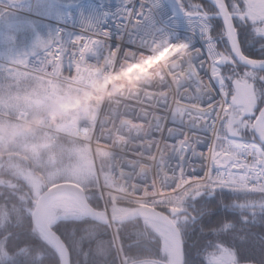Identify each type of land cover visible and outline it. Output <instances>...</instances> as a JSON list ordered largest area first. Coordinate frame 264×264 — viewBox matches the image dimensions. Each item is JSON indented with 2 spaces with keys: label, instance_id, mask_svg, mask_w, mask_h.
Masks as SVG:
<instances>
[{
  "label": "built area",
  "instance_id": "2783aa9c",
  "mask_svg": "<svg viewBox=\"0 0 264 264\" xmlns=\"http://www.w3.org/2000/svg\"><path fill=\"white\" fill-rule=\"evenodd\" d=\"M52 23L51 46L0 66L45 78L51 94L88 93L76 123L40 125L51 141L87 142L110 160L120 187L102 185L104 193L144 209H173L194 189L220 190L230 179L264 191V153L230 140L217 150L233 103L210 23L177 16L165 0H83ZM15 121L30 124L26 114Z\"/></svg>",
  "mask_w": 264,
  "mask_h": 264
},
{
  "label": "trees",
  "instance_id": "16d2710c",
  "mask_svg": "<svg viewBox=\"0 0 264 264\" xmlns=\"http://www.w3.org/2000/svg\"><path fill=\"white\" fill-rule=\"evenodd\" d=\"M233 1L225 0L231 14ZM167 2L183 14L192 12L207 19L215 37L226 34L215 5L205 0ZM243 31L240 43L245 56L264 60V48L258 47L262 40ZM221 50L225 58L232 57L227 40H223ZM235 64L226 65L224 73L230 84L238 79L252 88L256 113L239 123L245 125L244 138L253 139L251 121L264 109V72ZM27 84L33 87V82ZM5 90L8 93V88ZM19 90L12 87L16 96ZM41 90L44 93V87ZM17 143L12 134L5 136L0 153ZM47 189L41 171L30 162L19 156L0 155V264H61L59 252L39 232L33 218L34 201ZM88 201L96 210L104 209L97 194L88 193ZM185 210L188 212L172 217L182 233L185 264H264V194L203 192L191 196ZM121 226L117 239L109 225L88 217L62 220L54 230L67 245L72 264H120V255L129 264H171V254L163 240L143 220Z\"/></svg>",
  "mask_w": 264,
  "mask_h": 264
},
{
  "label": "rangeland",
  "instance_id": "374dc122",
  "mask_svg": "<svg viewBox=\"0 0 264 264\" xmlns=\"http://www.w3.org/2000/svg\"><path fill=\"white\" fill-rule=\"evenodd\" d=\"M81 1L82 0H41L37 9H41V16L45 15L49 18L51 17L50 13H53L54 16L58 18L59 14H64L68 6L75 5ZM102 1L112 2L113 0ZM0 4L7 7H0V58L23 57L28 55L30 50L40 51L44 49V47L49 46L50 36H52L51 34L53 33V26L51 24L36 19L34 15L27 13L23 15L12 10L21 8L23 5H28L31 12L33 10V3L31 0H0ZM8 8L12 9L10 10ZM172 8L179 16L183 15V12L176 10L174 7ZM239 16L238 22L239 24H243L241 19H245L246 17L244 18L242 15ZM222 18L226 19L224 16ZM29 21L31 25L28 24ZM48 32H50L49 35H47ZM38 37H42L45 40V44L44 42H38ZM0 77V114L12 116L22 111H26L29 114L32 111L35 112L38 106L34 104V98L39 97L45 98V106L41 108L42 111L37 112H42V116L46 117H59L61 122L67 123L71 122L72 119L82 111L81 106H85L86 94L83 92L67 90L65 92H57V95L52 99H47L46 92L43 93L41 88L44 87L46 90L49 84H45L43 81L26 79L20 73L14 74L4 70H0ZM27 82H33V87L31 88V85H28ZM12 87L20 89L19 96L18 93L17 96L16 93L13 94ZM7 88L8 93L5 94L4 91H6L5 89ZM61 105L70 108L68 116H62L60 114ZM30 117L34 120L39 119L33 115ZM5 119L0 118V143L4 137L9 136V134H12L13 139L16 138L18 143L11 146L12 148L2 150L1 153L3 155H14L12 153L13 151H16L19 147L27 146V156L29 159L23 156L20 157L30 162L35 168L41 171V176L48 187L64 182L75 183L80 185L87 194H97L100 199L103 197L106 205L104 210L107 209V199L110 198L111 193H104L105 191L102 185H105L107 190L113 189L116 191L120 187V183L116 181L117 178L113 176L114 174H112L110 170V160L104 159L102 156L96 154L93 149V147H95L94 145L92 146L87 142H79L71 139L66 140L63 138L56 145L45 151L43 147L47 139L42 129L37 128V130L28 132L30 135L29 138L31 139L23 137V143H21V139L13 134V130H16L18 125H9L8 122H12V120L7 119V122ZM231 123L232 120L228 123V129ZM37 152H40V157H37ZM49 153L51 154L49 155ZM46 167H51L52 170L47 171L45 170ZM124 199L126 200H120L118 202L116 200L115 204L124 208L136 206V201L134 199L128 197ZM116 205L111 203V206ZM56 215L60 217V221L67 220L71 217H86V215L73 204L65 205L64 210L58 211ZM121 228L122 226L119 224L116 225V228L111 227L114 237L118 235ZM164 246L165 249L169 252L171 251L170 253L173 255V251L166 242H164Z\"/></svg>",
  "mask_w": 264,
  "mask_h": 264
},
{
  "label": "water",
  "instance_id": "95a60500",
  "mask_svg": "<svg viewBox=\"0 0 264 264\" xmlns=\"http://www.w3.org/2000/svg\"><path fill=\"white\" fill-rule=\"evenodd\" d=\"M209 3L215 4L222 13H224L227 17L226 19V27H227V33L229 36L234 37L235 39V44L236 47L234 49V56L236 60L243 65L244 67L257 70V71H264V64H257L251 60H249L242 52L239 40H238V35L236 33L235 25L232 20V17L227 9L226 3L224 0H205ZM233 88L235 90V95L233 98V103L236 108H242V119L250 117L252 112L255 111V107L251 102V89L248 85L239 82L236 80L233 83ZM264 119V109L261 111L255 127H254V132H255V137L257 140L261 141L264 144V141L261 139L260 136V131H259V124L261 120ZM238 136V135H237ZM71 189L74 192H76L82 199V201L85 204L88 216L95 222H98L100 224L104 225H111V224H123L128 221H133V220H139L142 219L146 221L147 219L150 218H155V217H162L165 218L168 224L175 230L176 236H177V241H178V262L177 264H185V253H184V245H183V238L181 235V231L179 227L176 225L174 220L168 215L160 211H148L143 214H134L130 215L124 218H121L119 220H115L113 223L106 221L103 219L100 215L99 212H97L88 202L86 193L84 190L74 184H62L59 187H55L53 189H49L47 192H45L38 201H35L36 209L34 212V222L36 227L45 235L46 238L50 239V241L57 247L60 256H61V264H72L71 263V255L69 252V249L67 245L64 243L63 239L54 231L53 227L49 225V223L45 220V218L42 215V207L44 203L47 201V199L50 197V195L59 189ZM185 211H173L171 214L177 215L180 213H184Z\"/></svg>",
  "mask_w": 264,
  "mask_h": 264
},
{
  "label": "bare ground",
  "instance_id": "6f19581e",
  "mask_svg": "<svg viewBox=\"0 0 264 264\" xmlns=\"http://www.w3.org/2000/svg\"><path fill=\"white\" fill-rule=\"evenodd\" d=\"M260 135L264 141V119L259 125ZM252 142V147L260 149L258 145ZM232 144L234 147H242L244 143L242 140L233 139ZM62 184H57L55 187H59ZM248 185V184H247ZM73 204L78 207L84 215H87V210L81 197L71 189L63 188L54 191L42 207V215L49 225H56L61 219L56 215L58 211L64 210L65 205ZM140 210H133L130 208H124L121 206H112L107 210L101 211L100 215L106 221L113 223L115 220L127 217L129 215L140 214ZM146 224L168 244L173 251V264H176L178 259L177 238L175 230L168 224L165 218L155 217L146 220ZM114 225V224H112Z\"/></svg>",
  "mask_w": 264,
  "mask_h": 264
},
{
  "label": "flooded vegetation",
  "instance_id": "af4514ba",
  "mask_svg": "<svg viewBox=\"0 0 264 264\" xmlns=\"http://www.w3.org/2000/svg\"><path fill=\"white\" fill-rule=\"evenodd\" d=\"M232 9L235 26L239 32V40L246 28L245 32L249 33L251 37L253 35L254 39L262 40L258 47L264 48V0H234ZM244 9L246 13L243 12ZM239 15L246 17L245 19L241 17L243 24L238 22ZM250 46L254 45L250 44ZM232 127L236 132H243L240 123Z\"/></svg>",
  "mask_w": 264,
  "mask_h": 264
},
{
  "label": "clouds",
  "instance_id": "9594fccd",
  "mask_svg": "<svg viewBox=\"0 0 264 264\" xmlns=\"http://www.w3.org/2000/svg\"><path fill=\"white\" fill-rule=\"evenodd\" d=\"M157 55H159V53H157Z\"/></svg>",
  "mask_w": 264,
  "mask_h": 264
}]
</instances>
